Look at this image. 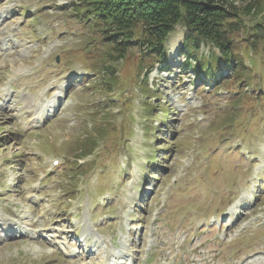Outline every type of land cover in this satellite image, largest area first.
Instances as JSON below:
<instances>
[{"label": "rangeland", "instance_id": "374dc122", "mask_svg": "<svg viewBox=\"0 0 264 264\" xmlns=\"http://www.w3.org/2000/svg\"><path fill=\"white\" fill-rule=\"evenodd\" d=\"M73 1L0 0V216L53 240L2 227L0 264H102V243L133 264H264V0H225L243 69L219 61L213 82L181 42L170 60L179 27L146 68Z\"/></svg>", "mask_w": 264, "mask_h": 264}, {"label": "trees", "instance_id": "16d2710c", "mask_svg": "<svg viewBox=\"0 0 264 264\" xmlns=\"http://www.w3.org/2000/svg\"><path fill=\"white\" fill-rule=\"evenodd\" d=\"M72 5L78 19L100 32L116 59L132 51L141 65L150 63L146 68L156 64L167 68L168 38L179 27L184 30L183 63L199 81L209 78L213 82L222 75L219 61L233 75L243 69L234 46L235 35L246 30L245 24L226 7L225 0H74ZM263 27L255 24L252 35L258 37ZM202 48H207V55Z\"/></svg>", "mask_w": 264, "mask_h": 264}, {"label": "bare ground", "instance_id": "6f19581e", "mask_svg": "<svg viewBox=\"0 0 264 264\" xmlns=\"http://www.w3.org/2000/svg\"><path fill=\"white\" fill-rule=\"evenodd\" d=\"M180 42H181V40H180L179 36L178 37H175L171 41L170 48H169V55H170V60L172 62L177 60V58L175 57V53L177 52V48L180 45ZM7 226H9L8 223L6 225V228L8 229Z\"/></svg>", "mask_w": 264, "mask_h": 264}]
</instances>
